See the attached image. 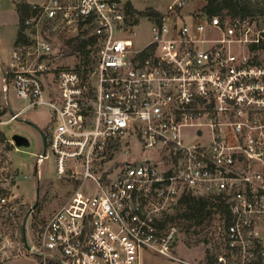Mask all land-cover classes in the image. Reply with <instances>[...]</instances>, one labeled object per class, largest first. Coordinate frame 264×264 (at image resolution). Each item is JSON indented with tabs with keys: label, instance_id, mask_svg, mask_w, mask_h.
Wrapping results in <instances>:
<instances>
[{
	"label": "built area",
	"instance_id": "2783aa9c",
	"mask_svg": "<svg viewBox=\"0 0 264 264\" xmlns=\"http://www.w3.org/2000/svg\"><path fill=\"white\" fill-rule=\"evenodd\" d=\"M132 1L27 2L2 90L17 101L10 120L48 111L35 165L47 149L58 178L74 184L42 226L38 256L140 264L151 252L188 264L173 255L183 220L171 217L195 197L219 219L221 250L202 264H264V0L237 16L209 15L199 0L188 21L194 0H168L160 22L143 18L151 39L140 47ZM56 37L92 38L86 73L63 62Z\"/></svg>",
	"mask_w": 264,
	"mask_h": 264
},
{
	"label": "rangeland",
	"instance_id": "374dc122",
	"mask_svg": "<svg viewBox=\"0 0 264 264\" xmlns=\"http://www.w3.org/2000/svg\"><path fill=\"white\" fill-rule=\"evenodd\" d=\"M239 1L252 8L250 12H260L261 6L258 3L261 0ZM132 2L136 6L132 5L130 15L134 19H140V24L134 28L133 42L135 46L140 47L151 39V23L143 18L150 9H155L165 15L168 0H133ZM202 6V1L194 0L184 8L192 11ZM185 19L189 20L188 17ZM165 20L168 22L166 17ZM17 33L18 15L14 3L11 0H0V112H2L0 132L8 141L11 135L16 133L27 138L29 142L27 146L18 147L16 150L12 146L11 150H7L5 143L0 141V195L5 196L7 201L0 207V264H43V260L36 251L40 247L41 228L50 215L64 204L74 184L69 180L58 178L55 158L47 149L46 158L37 166L35 165L36 157L43 153L44 148L41 137L29 123L35 124L37 128H43L48 118V111L45 108L30 109L18 119L10 120L9 107L11 111H15L18 105L12 90L8 92L2 90V76L11 60ZM56 47L62 51L65 49L57 37ZM257 57L264 63V51L260 52ZM89 58L91 59L90 56ZM63 62L70 66L76 63L73 57H64ZM192 139L191 136L187 138L188 141ZM134 152L138 161L146 156L138 151ZM38 171L39 178H37ZM205 231L193 235L181 229L174 245L173 255L188 264L205 263L206 250L210 249L216 239L214 233ZM210 235L212 238L207 240L208 242L204 241ZM26 246L33 247L34 252L28 253ZM215 250L217 251L214 252L219 253L221 249L218 247ZM140 264L181 263L159 254L142 252Z\"/></svg>",
	"mask_w": 264,
	"mask_h": 264
},
{
	"label": "trees",
	"instance_id": "16d2710c",
	"mask_svg": "<svg viewBox=\"0 0 264 264\" xmlns=\"http://www.w3.org/2000/svg\"><path fill=\"white\" fill-rule=\"evenodd\" d=\"M15 11L18 15V33L14 43V46L18 43V40L21 39L20 27L23 18L29 12L30 6L28 5L26 0H20L18 3H14ZM252 8H250L245 3H240L239 0H206V4L203 6V10L209 14H220L224 12L226 15L237 16V15H248L252 12ZM149 13L155 17L160 22L162 15L154 10L150 9ZM92 42V38L88 37L87 39L81 41L80 38H70L63 39L62 44L65 45L64 56L65 57H73L76 61L75 67L78 69H83V73H86L87 70L84 68L89 63L88 54L84 51L87 44ZM78 51V53H76ZM5 71V70H4ZM2 112H0L1 114ZM0 141L5 143V149L11 150L12 145L7 140V138L0 132ZM209 202L204 198H195V197H184L181 202V207L177 208L176 215L171 217V220L175 218H180L183 220L182 229L185 230L186 233H190L193 235L199 234L203 230L205 232L213 234L215 230L212 231L213 227L219 223V219L217 218V213L215 216H211V210L208 207ZM216 206V209L224 211V209H220L219 205ZM210 210V211H209ZM215 222V225L213 224ZM207 228V229H206ZM212 238V235L208 237V239H204V241L208 242ZM208 240V241H207ZM215 241V243H214ZM210 249L206 250L205 262L213 263L214 256L217 251L216 248L219 247L217 240H214ZM48 264H58L54 260H49Z\"/></svg>",
	"mask_w": 264,
	"mask_h": 264
},
{
	"label": "water",
	"instance_id": "95a60500",
	"mask_svg": "<svg viewBox=\"0 0 264 264\" xmlns=\"http://www.w3.org/2000/svg\"><path fill=\"white\" fill-rule=\"evenodd\" d=\"M8 107H9V106H8ZM9 112L11 113V109H10V107H9ZM29 124H30L31 126L37 128V126H36L35 124H33V123H29ZM37 129H38V128H37ZM38 131H39V134H40V137H41L42 143H43V148H44L43 153H44L45 148H46V145H45V137H44V135H43V132H42L40 129H38ZM9 141H10V143H11L15 148L23 147V146H27V145L29 144L27 138H25V137L22 136V135L16 134V133H14V134L11 135ZM36 191H37V190H36ZM36 194H37V192H36ZM35 205H36V202L34 203V206H35ZM22 230H23V229H22ZM26 247H27V246H26Z\"/></svg>",
	"mask_w": 264,
	"mask_h": 264
},
{
	"label": "crops",
	"instance_id": "0c3cea01",
	"mask_svg": "<svg viewBox=\"0 0 264 264\" xmlns=\"http://www.w3.org/2000/svg\"><path fill=\"white\" fill-rule=\"evenodd\" d=\"M28 3H34V2H30V1H27ZM132 4L134 5V6H136L133 2H132ZM155 10V9H154ZM190 12V10L187 8V9H183V11H182V18L183 19H185V17L187 18L188 17V13Z\"/></svg>",
	"mask_w": 264,
	"mask_h": 264
},
{
	"label": "flooded vegetation",
	"instance_id": "af4514ba",
	"mask_svg": "<svg viewBox=\"0 0 264 264\" xmlns=\"http://www.w3.org/2000/svg\"><path fill=\"white\" fill-rule=\"evenodd\" d=\"M33 127V126H32ZM33 129L38 133V135L40 136V134H39V131H38V129H40L42 132H43V135H44V137H45V132L42 130L43 128H36V127H33ZM46 138V137H45Z\"/></svg>",
	"mask_w": 264,
	"mask_h": 264
}]
</instances>
